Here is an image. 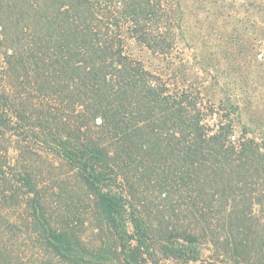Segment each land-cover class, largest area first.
Instances as JSON below:
<instances>
[{"label":"trees","instance_id":"obj_1","mask_svg":"<svg viewBox=\"0 0 264 264\" xmlns=\"http://www.w3.org/2000/svg\"><path fill=\"white\" fill-rule=\"evenodd\" d=\"M192 263L264 264V0H0V264Z\"/></svg>","mask_w":264,"mask_h":264},{"label":"rangeland","instance_id":"obj_2","mask_svg":"<svg viewBox=\"0 0 264 264\" xmlns=\"http://www.w3.org/2000/svg\"><path fill=\"white\" fill-rule=\"evenodd\" d=\"M255 108H249L247 113L245 112L244 116H243V122L245 124H250V122H253L252 124H256V122L258 123L259 121H262V119H260L259 117H255ZM260 119V120H259ZM237 134H240V129L237 128ZM204 255H208L207 252L203 253ZM192 264H196V263H192Z\"/></svg>","mask_w":264,"mask_h":264}]
</instances>
